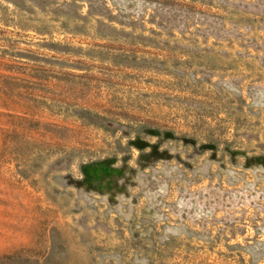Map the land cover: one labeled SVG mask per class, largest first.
Masks as SVG:
<instances>
[{
  "label": "rangeland",
  "instance_id": "rangeland-1",
  "mask_svg": "<svg viewBox=\"0 0 264 264\" xmlns=\"http://www.w3.org/2000/svg\"><path fill=\"white\" fill-rule=\"evenodd\" d=\"M0 264H264V0H0Z\"/></svg>",
  "mask_w": 264,
  "mask_h": 264
}]
</instances>
